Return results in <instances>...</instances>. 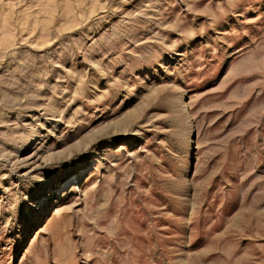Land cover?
I'll list each match as a JSON object with an SVG mask.
<instances>
[{
    "label": "rangeland",
    "instance_id": "1",
    "mask_svg": "<svg viewBox=\"0 0 264 264\" xmlns=\"http://www.w3.org/2000/svg\"><path fill=\"white\" fill-rule=\"evenodd\" d=\"M0 264H264V0H0Z\"/></svg>",
    "mask_w": 264,
    "mask_h": 264
},
{
    "label": "bare ground",
    "instance_id": "2",
    "mask_svg": "<svg viewBox=\"0 0 264 264\" xmlns=\"http://www.w3.org/2000/svg\"><path fill=\"white\" fill-rule=\"evenodd\" d=\"M72 181H70L69 183H71Z\"/></svg>",
    "mask_w": 264,
    "mask_h": 264
}]
</instances>
